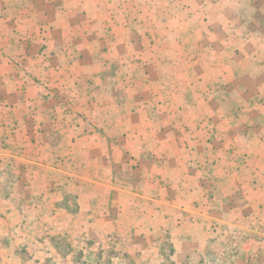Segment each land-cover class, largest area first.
I'll list each match as a JSON object with an SVG mask.
<instances>
[{"label": "crops", "instance_id": "1", "mask_svg": "<svg viewBox=\"0 0 264 264\" xmlns=\"http://www.w3.org/2000/svg\"><path fill=\"white\" fill-rule=\"evenodd\" d=\"M3 1L0 264L264 257V0H52L51 20L41 0ZM14 30L37 45L21 72ZM77 44L87 63L44 69Z\"/></svg>", "mask_w": 264, "mask_h": 264}, {"label": "rangeland", "instance_id": "2", "mask_svg": "<svg viewBox=\"0 0 264 264\" xmlns=\"http://www.w3.org/2000/svg\"><path fill=\"white\" fill-rule=\"evenodd\" d=\"M41 1H42V5H41V2H38L37 6H43L42 10L44 11V16H47L46 18L51 20L52 16L55 14V10H51V8H52V6L55 7V2H52V0H41ZM96 1H97L96 3L99 4L98 3L99 1L98 0H96ZM133 1L135 2L136 0H133ZM2 2H4V1L0 0V5H2ZM59 3L61 5L68 4V0H63V2H58V4ZM80 3L82 4L83 2L80 0ZM123 4H124L123 8L125 10L129 11V12H131L130 9H131L132 6H137L136 4L134 5L133 2L131 3V0H125ZM43 11L40 12V13H36V15L42 16ZM109 12H110V10H109ZM7 15H8L7 13L3 12L1 14V16H0V19H5V17ZM109 15L110 16H114V14H112V13H110ZM76 19H79L80 21L81 20L84 21L85 20V13L81 12V15L77 14V18ZM111 21L112 22L114 21L113 17H111ZM125 21L126 22H128V21L132 22V20H131L129 15H127L125 17ZM95 23L98 24L99 21L95 22ZM95 26H96L95 30H98V26L97 25H95ZM112 27L113 26H108L107 27V31L105 33L111 35V33L114 30ZM142 30L143 29L141 28L140 31H142ZM0 31H4V29L1 28ZM1 33L2 32H0V34ZM11 33H12V37H11V40L9 41V45H8L7 48H10V50H12L15 53V56H17L16 60H15V66H17V69L19 70V72H21V70L24 71L25 63L28 61L27 60V58L29 56L28 52H30L37 45H30L29 43H26L22 39V36L17 35L19 32H16V30H14ZM79 33H81V31H79ZM39 45H40V47H38L39 55L44 56L43 50H46L47 44H46V42H42ZM77 45H79V46L72 47V49H70L68 51L63 49L65 47V45L61 46L60 50H58L59 48H56L54 46L52 48V54H51L53 58H50L49 60L43 59V62H45L46 65H48V66L44 67V69L47 70V69H49L51 67L52 68L51 70H55V71L58 72L59 70H63L64 67L66 66V64H69V63L72 64V62H76L75 64H79V65H83V64L87 63L88 61L86 59L83 60L84 57H83V54H81L82 53L81 49L79 48V47L83 46V44H77ZM73 46H75V45H73ZM97 46L98 45H95V44L90 46V49H91V51L93 53H94V51L95 52H100L101 51V53L104 54V53H106L108 51V48L115 47L114 44H109V43H103V44H100V46H98V47ZM140 47H141V49H143V46H140ZM121 49H122L121 45H120V48L116 47V51L118 50V52H120ZM0 50H3L1 45H0ZM96 50H98V51H96ZM68 52H70V57L72 58V61L70 59H68L66 56H64L63 58L61 57L62 55H67ZM142 52L145 53L146 51H142ZM144 53H142V54H144ZM64 58L68 59V62H66ZM146 64H147V62L146 63L143 62V65H142V68H141V74L142 75L139 76V87L140 88L137 90V93H148L151 90L150 79L147 76L148 74H147L146 67H145ZM39 65H41L40 62H39ZM114 66H115V63H111L110 67H114ZM57 68H58V70H57ZM111 74H112V76L111 77L109 76L108 80L109 81H115L116 76L114 74V68L110 69V74L109 75H111ZM45 77H46L45 74L42 75V76L40 75L39 77L38 76H33L32 77V76L28 75V80H31V82H33V84H40L42 81L45 82L44 84H47V83H51L52 79L53 78L55 79L57 76H55L54 72H53L50 77H49V75L46 78ZM51 77H52V79H51ZM60 78L63 79V78H65V76H60ZM123 82H126V80L123 79ZM140 82L143 83V84H141ZM119 84L122 85L120 82H119ZM129 84H130V86H132L131 83H128V85ZM127 88H122L121 87L122 91L124 92V95H126V93H130L131 91H133L134 87H129L128 89ZM144 90H146V92H144ZM255 102L257 104L261 105V106H264V98H258L257 97ZM206 175H209V174H206ZM205 178H207V176H205ZM212 192H213V190H209V191L205 192V195L203 197H206L207 201L211 200L212 199V195H213V194H211ZM63 254H65V253H63ZM247 261H248V263L251 262V264H253V262L250 261V258H248Z\"/></svg>", "mask_w": 264, "mask_h": 264}, {"label": "built area", "instance_id": "3", "mask_svg": "<svg viewBox=\"0 0 264 264\" xmlns=\"http://www.w3.org/2000/svg\"><path fill=\"white\" fill-rule=\"evenodd\" d=\"M249 261V260H248ZM250 261L253 262V264H264V257L263 258H251ZM251 263V262H250Z\"/></svg>", "mask_w": 264, "mask_h": 264}]
</instances>
